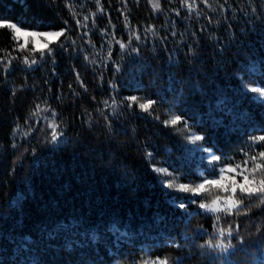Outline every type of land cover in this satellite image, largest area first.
Instances as JSON below:
<instances>
[{"label": "trees", "instance_id": "16d2710c", "mask_svg": "<svg viewBox=\"0 0 264 264\" xmlns=\"http://www.w3.org/2000/svg\"><path fill=\"white\" fill-rule=\"evenodd\" d=\"M160 3L157 11L150 0H100V11L96 0H0V20L68 29L65 46L53 44L51 56L37 53V64L18 58L7 71L0 64V264H143L156 257L225 264V254L201 247L216 238L217 221L199 203L227 194L165 188L172 177L153 167L196 185L217 178L225 164H243L245 153L264 151V142L253 143L264 135V101L246 90L264 87V0H209L211 8L197 0L192 11L182 0ZM89 13L96 15L78 27L76 19ZM125 17L140 32L130 46L139 52L113 42L109 59L112 33L128 40ZM148 26L156 35L144 31ZM11 36L0 29V57L27 55L13 51ZM129 96L155 101L153 115L128 108ZM37 104L50 111L31 115ZM51 110L63 133L55 143ZM170 115L190 131L161 123ZM192 133L204 139L190 144ZM198 145L221 160L210 163ZM255 202L244 200L252 205L248 215L219 213V226H239L231 264L264 259V205Z\"/></svg>", "mask_w": 264, "mask_h": 264}, {"label": "snow or ice", "instance_id": "6c2138e0", "mask_svg": "<svg viewBox=\"0 0 264 264\" xmlns=\"http://www.w3.org/2000/svg\"><path fill=\"white\" fill-rule=\"evenodd\" d=\"M152 3V7L154 10H160L161 3L160 0H150ZM206 7L211 8L212 5L209 3V0H200ZM183 6L187 7L189 11L194 10L197 7V0H182ZM227 3V0H225ZM96 4L100 11H103V7L100 4V0H96ZM70 12L73 15V18L77 16L75 9L71 4L68 5ZM221 8L224 5H220ZM253 12L256 11L255 8L252 9ZM96 13H89V15L83 16V21L80 19H76V24L78 27L86 28L87 22L90 18H94ZM179 15V12H177ZM93 25L95 24V20L93 19ZM209 22H211V18H209ZM67 24V21L64 22ZM111 23V21L109 22ZM115 27L114 25L112 26ZM9 29L12 33L11 39L15 42L16 47L13 51H17L20 53L27 52V55L22 57L13 56L11 52H6L5 56L0 57V64H3L5 67V71H7L8 66L11 65L12 61L15 59H22L23 63L27 65L37 64L38 60L36 58V54L39 53L40 57L43 58L46 54L51 56L54 52L52 47L53 44H58L60 47H64V43L61 41V37H64L65 40L68 39L67 28H62L58 31H39V30H30L27 27H24L21 23L17 22H8L5 20H0V29ZM125 28L129 29V36L127 42H124L121 39H117L115 33H112L111 39L107 41L108 43V51L107 58H111L112 49L111 45L113 42L119 45V48L122 52L130 50L131 52H139L138 48H134L130 46L132 45L133 40L140 41L141 35L140 32L132 28L130 21L125 17ZM146 33H152L156 35L154 26H148L144 29ZM103 34L107 35V30H103ZM83 35L87 36L88 33L84 32ZM91 44V41H87ZM74 44L75 41H72ZM103 47V46H102ZM0 51H5L4 49H0ZM88 58L87 56L85 57ZM116 70H120V66L116 65ZM77 79L79 80V74H77ZM81 86L83 85V81H80ZM71 87V85L69 86ZM252 93L256 94V98L264 101V87H251L246 89ZM127 107L132 108L134 105L137 106L142 112L148 113L149 115H153L152 109L155 101L151 99H144L138 96H129L126 97ZM143 101V102H142ZM107 104V101H105ZM113 105H115V101L113 100ZM49 106L41 107V105L37 104L34 111L31 113L33 116L40 115L41 112H49ZM155 119L159 120L160 117L158 115L154 116ZM107 119V117H105ZM27 123V121H26ZM165 126L176 127L177 125L183 123V129H177L178 131L188 130L190 131L187 121H183L182 117L179 115H170L168 119L161 121ZM48 127L51 129V141L53 143L58 141V138L63 134L59 131L60 125L56 122V113L54 110H51V121L48 124ZM15 132H21V126L17 125V128L14 130ZM31 132V129L28 131H24L22 134L27 136ZM188 142L193 145H197V142L202 141L204 137L192 133L188 137H186ZM264 142V135L254 137L253 143L259 144ZM15 147V145H13ZM198 149L200 151L208 152L210 156V163H216L221 160L220 156H217L212 149L210 148H202L198 145ZM193 151V150H190ZM147 157L151 160L152 154L148 153ZM251 165V167H249ZM153 171L162 176L172 177L166 183H163L165 188L179 191V192H190L193 195H203L210 193L211 189L215 188L227 195L214 196L209 202H200L199 207L204 209L206 212H211L216 214L217 224L214 225L216 231L213 234L216 238H209L205 241L201 247H207L211 250H218L220 253L225 254L224 260L225 264H231V261L228 259L229 256L232 255L230 252L231 249H234L236 245L233 244L234 233L239 232V226L233 224H227L225 227L219 226V221L221 220V216L219 213H223L225 216L231 215H248L251 211L252 205L245 206L244 200L255 198V207L259 208L264 205V151H259L255 154L249 155V153H245V159L243 164L237 163L234 166L232 164H225L219 170V176L217 178L208 179L205 177L203 182L191 185L184 183H177L179 177L174 176L172 173L168 171L166 168L162 167H153ZM239 177V179H238ZM192 203H196V201H192ZM180 208H185L186 205L184 203L179 204ZM256 232L260 233V227L256 228ZM238 240L239 244L244 243V238L242 236L235 237ZM96 239V237H93ZM143 264H169L168 257H156L153 260H146ZM261 264H264V259H262Z\"/></svg>", "mask_w": 264, "mask_h": 264}]
</instances>
